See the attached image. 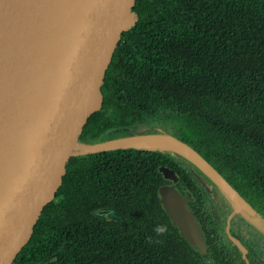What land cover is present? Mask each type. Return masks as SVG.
Instances as JSON below:
<instances>
[{
  "label": "trees",
  "instance_id": "obj_1",
  "mask_svg": "<svg viewBox=\"0 0 264 264\" xmlns=\"http://www.w3.org/2000/svg\"><path fill=\"white\" fill-rule=\"evenodd\" d=\"M133 10L138 20L114 52L102 107L82 139L103 140L146 120L173 122L165 130L264 215V0H137ZM174 159L136 149L72 157L13 264H207L159 202L162 164L175 167L180 189L206 191ZM217 224L232 245L224 219ZM156 225L165 231L156 235ZM207 242L216 264H232Z\"/></svg>",
  "mask_w": 264,
  "mask_h": 264
},
{
  "label": "water",
  "instance_id": "obj_2",
  "mask_svg": "<svg viewBox=\"0 0 264 264\" xmlns=\"http://www.w3.org/2000/svg\"><path fill=\"white\" fill-rule=\"evenodd\" d=\"M137 0H0V264H13L30 243L47 204L60 191L74 156L136 149L178 156L202 187L230 209L229 239L241 218L264 236V215L199 151L175 134L145 123L129 135L85 141L89 118L102 107L107 70L125 32L138 20ZM158 171L161 207L180 236L210 256L203 227L189 204L195 196L169 165Z\"/></svg>",
  "mask_w": 264,
  "mask_h": 264
},
{
  "label": "flooded vegetation",
  "instance_id": "obj_3",
  "mask_svg": "<svg viewBox=\"0 0 264 264\" xmlns=\"http://www.w3.org/2000/svg\"><path fill=\"white\" fill-rule=\"evenodd\" d=\"M142 123H145L150 126V129H148L147 132H153L156 130L157 127L165 129L163 125L167 126V128L173 126V122L168 121L152 122L151 120H146V122ZM134 129V125L121 127L116 131L112 132L110 136H112L113 134L115 136L117 133L129 135L134 132ZM171 157L177 158L174 160L180 166H184L190 169V167L178 156ZM171 167L175 169L174 166ZM195 197V200L190 201L189 204L197 215L203 227V230L207 236V240L212 244V247L216 246L219 251L222 252V256L228 259L232 264H234L235 261L237 262L236 264H246L245 260L242 257V253L236 247V245L229 239L226 232V220L228 214L230 213V209L224 203H220L215 200L213 196L209 195L206 191L199 190L198 195L196 194ZM208 202H212L213 204L215 203L213 209H211V207H207ZM219 217L224 219V232L227 238L231 241L232 245H228L225 240V236H220L221 228H218L217 224ZM230 230L233 235H235L242 242H244L246 248L248 249L247 257L250 260V263L264 264V236H262L257 230L252 228L250 225L246 224L241 218L231 220Z\"/></svg>",
  "mask_w": 264,
  "mask_h": 264
},
{
  "label": "rangeland",
  "instance_id": "obj_4",
  "mask_svg": "<svg viewBox=\"0 0 264 264\" xmlns=\"http://www.w3.org/2000/svg\"><path fill=\"white\" fill-rule=\"evenodd\" d=\"M163 127L165 128V129H168L167 128V126H165V125H163ZM169 130V129H168ZM112 136H114V134L112 135ZM112 136H110V137H112ZM214 198V197H213ZM215 199V198H214ZM215 200H217L218 202H220V203H223V202H221V201H219L218 199H215ZM225 204V203H224ZM214 205H215V203L213 204L212 202H208L207 203V207L208 208H210L211 207V209H213L214 208ZM101 214H103V215H105V216H109V214L108 213H106V212H102ZM233 260H235V259H233ZM237 262L235 261L234 262V264H236Z\"/></svg>",
  "mask_w": 264,
  "mask_h": 264
},
{
  "label": "clouds",
  "instance_id": "obj_5",
  "mask_svg": "<svg viewBox=\"0 0 264 264\" xmlns=\"http://www.w3.org/2000/svg\"><path fill=\"white\" fill-rule=\"evenodd\" d=\"M153 231H154V233L156 235H160V234H162L165 231V228L163 226H161V225H156L154 227Z\"/></svg>",
  "mask_w": 264,
  "mask_h": 264
}]
</instances>
